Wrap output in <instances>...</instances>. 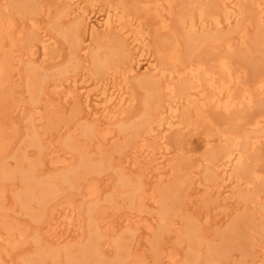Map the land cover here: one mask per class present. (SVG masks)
<instances>
[{"label":"bare ground","instance_id":"1","mask_svg":"<svg viewBox=\"0 0 264 264\" xmlns=\"http://www.w3.org/2000/svg\"><path fill=\"white\" fill-rule=\"evenodd\" d=\"M130 1L109 4L108 12L101 16L92 8L100 0H0V116L8 111L23 113L25 110L20 104L22 100L15 101L9 89L13 68L24 65V80L27 79L32 103L49 97L64 109L74 106L77 113L83 114V119L91 121L84 126V135L92 138L104 132L107 144L116 137L113 126L118 125L119 132L127 133L128 141H134L132 157L124 163L130 169L144 162L153 163L148 172L149 184L179 175L175 160L190 156L191 150L185 148L189 141H201L208 150L219 146L179 181L182 193L169 195L168 203L163 197L160 199L164 231L173 230L176 225L173 217L193 183L197 184L198 191L195 196L191 194V204L197 203L202 194H209L217 204L233 209L263 202L260 206L264 210V172L254 165L258 161L253 158L264 138V98L259 100L264 94V68L255 72L251 82L243 79L232 62L233 52L222 54L214 44L224 42L230 49L228 34L238 32L245 46L243 52L256 61L264 60V0H190L183 5L179 16L176 0ZM134 5L142 14L154 13L158 30L171 33L167 46H161L158 31L132 9ZM59 16L64 18L67 27H62L60 22L49 25ZM248 24L260 28L251 46L245 34ZM16 29L27 30V35H22L24 51L15 50L16 40L11 41L9 49L3 50L4 40L12 37ZM58 36L69 45L68 60L50 75L45 66L57 55ZM201 46H205L203 56L194 57L193 53ZM139 87L146 93L141 120L126 126L125 120L138 106L136 90ZM40 108L35 106L33 114L38 115ZM212 110L226 116V127L213 121L209 114ZM33 119L34 116H29L31 124ZM3 128L0 118V153L5 149ZM29 135L37 147H44L37 133L32 131ZM72 141L67 139L66 146L78 150L80 147ZM52 147L56 149L55 144ZM58 156L60 159L53 161L54 165L69 162L72 155L63 152ZM203 161L206 162L205 184L196 177L201 173ZM104 167L103 163L85 159L74 169L45 179L36 174L37 164L31 163L28 169L18 170L24 183L18 200L27 211L32 210L34 203L39 206L40 210L33 214L36 221L47 214L52 217L50 240L68 241L80 234L81 224L75 208L69 206L68 211L56 214L54 208L49 209L58 195L59 184L72 187L80 170L102 173ZM13 174L15 171L0 165V178ZM120 181L123 187H131L124 194H129L133 204L142 190V181L130 180L124 175ZM256 182H260L257 187ZM252 187L251 192L245 193L244 190ZM98 192V186L93 185L90 194ZM0 197H4V191H0ZM226 216L217 215L222 219ZM130 219L131 216H124L121 222L128 223ZM90 223L94 229L85 244L74 252L64 248L68 264H118L104 257L102 245L107 241L101 242L97 219L91 218ZM247 226L251 232L264 235V224L252 221ZM135 231V228L128 229L132 235ZM187 233L192 235L194 231L189 227ZM12 239L0 233V243H12ZM123 240L117 238L115 242L119 245ZM231 247L229 241L211 245L204 256L205 262L223 264L231 255ZM61 253L60 249H40L36 258L42 262L51 259L58 264ZM158 255L163 256L161 259L167 258L165 264H176V255H164L163 247ZM33 260H25L24 264H34ZM142 262L150 264L148 259Z\"/></svg>","mask_w":264,"mask_h":264},{"label":"rangeland","instance_id":"2","mask_svg":"<svg viewBox=\"0 0 264 264\" xmlns=\"http://www.w3.org/2000/svg\"><path fill=\"white\" fill-rule=\"evenodd\" d=\"M124 1L126 2V0ZM189 1L176 0L177 16L181 13L183 5ZM100 2H96L92 8L102 16L108 12L109 4H120L122 0H100ZM130 5L128 3L129 7ZM132 9L139 16L142 14L136 6ZM142 15L144 21H147L153 29L158 31L157 40L160 41L161 46H167L171 33L158 30L157 18L154 13ZM63 20L64 18L59 16L49 25L52 26L60 22L63 23L61 24L62 27H67ZM259 30L260 28L255 25L248 24L245 34L249 39L250 46ZM26 31L19 32V29L13 31L12 37L4 40L3 50L9 49L11 41L16 40L15 50L24 51L25 39H22V35ZM176 31L177 36L179 35L177 26ZM228 37L231 38L230 49L224 42L218 41L214 44L218 46V50L222 54L233 52L231 57L235 68L243 74V79L251 82L255 72L264 68V60L256 61L250 57V54L243 52L245 46L242 44V35L238 32L229 33ZM57 40L58 44L55 50L57 55L45 66L50 75L54 74L68 60V43L60 36L57 37ZM204 47L201 46L195 50L193 56H199L204 52ZM200 56L202 57L203 54ZM24 67L23 65L13 68L9 89H12L15 101L17 99L22 100L20 104L25 110L23 113L19 110L8 111L0 116L1 124L4 126L2 136L5 147L4 151L0 153V165H6L10 170L15 171V174L9 178H0V191H4V197H0V233L5 238L9 236L13 238L12 243H0V264H24V261L28 259H35L33 260L34 264H55L56 262L51 259L42 262L36 258L40 249L52 248L62 251L58 264H68L63 250L66 247L73 252L77 251L81 245L89 240L94 229L90 223L91 218L97 219L96 226L99 233L102 234V244L104 240L107 241L106 244L102 245L104 257L118 261V264H144L143 259L150 260V264H165L167 258L161 259L163 256L158 255L161 247H163L164 255H176V264H193L194 259V264H207L204 256L207 254L208 248L211 245H220L225 241H229L232 247L229 259L223 264H262L264 261V235L251 232L247 225L252 221L264 224V210L260 206L263 202L253 205L244 204L240 208L233 209L217 204L215 198L209 194H202L197 203L191 204L189 201L191 194L198 191L197 184L193 183L187 189V196L184 198L180 210L173 217L176 220L173 230L164 231L166 227L161 224L160 215L163 206L160 199L163 197V201L168 203L167 197L169 195L174 192L175 194H177L176 192L182 193V186L179 185V181L187 175L189 176L193 165H198L212 149L219 147L218 145L208 150L203 147L201 141H189L185 148L191 150L189 151L190 156L182 160H175L176 168H180L179 175L170 180L149 184L148 172L153 163L144 162L131 169L124 163L126 158L132 157L130 153L134 143V141H128L127 133L119 132V126L114 125L113 130L116 137L110 140V144H107L108 141L103 139L104 132L101 131L97 136L87 138L84 135V126L91 121L83 119V114L77 113L74 106L64 109L56 100L49 97L32 103L27 79L24 80L26 71ZM50 80H54V78L51 77ZM136 94L139 100L138 106L125 120L126 126L141 120L146 93L139 87ZM262 98H264V94L259 96V100ZM37 105L41 106L40 113L34 115L33 109ZM244 109L248 110V108ZM209 114L215 123L222 127L227 126L228 119L225 118V115L216 110H212ZM29 116H34L32 124L29 121ZM32 131L39 135L44 147L39 148L33 143V139L29 135ZM69 138L80 147L78 150H71L66 146V141ZM53 144H55L56 149L52 147ZM256 149V155L253 158L258 163L254 165L258 166L261 172H264V161H262L264 156H261L264 153V138ZM63 152L72 155L70 161L61 165H54L52 162L60 159L58 155ZM258 157L261 160H258ZM85 159H92L94 163H103L105 165L104 171L98 173L93 169L80 170L74 186L59 184L60 190L57 197L49 205V209L54 208L53 212L56 214L68 211L67 207L69 206L75 208L80 220L81 231L79 235L68 241L56 243L49 238L52 233V230H49L52 217L47 214L42 220L36 221L33 214L36 215L37 211L40 210L39 206L34 203L32 210L27 211L18 200V195L24 190V183L18 170H26L31 163H36V174L40 178L46 179L58 177L60 174L74 169L79 161L82 162ZM205 164L206 162L203 161L201 173L196 176L197 178L199 176L204 184ZM121 175L143 183L142 190L139 191V195L136 196L133 204L129 201V194H124L131 187L122 186ZM259 183L256 182L255 187ZM93 185L98 186L99 192L92 195L90 189ZM253 189L252 187L250 190L244 191L248 193ZM91 208L94 210L89 213L88 210ZM207 212L209 213L207 214ZM219 214H226L227 216L222 219L217 217ZM124 216H131L130 222L122 223ZM148 225H151L150 230L147 229ZM189 227L194 231L192 235L187 233ZM132 228L136 229L134 235L128 232V229ZM8 229L12 230L11 233H8ZM20 233L23 236H20ZM117 238L124 240L118 245L115 242ZM18 240L20 242L16 245L13 244Z\"/></svg>","mask_w":264,"mask_h":264}]
</instances>
